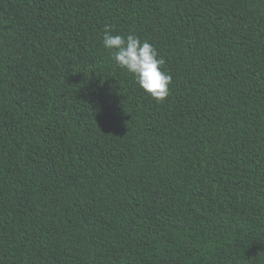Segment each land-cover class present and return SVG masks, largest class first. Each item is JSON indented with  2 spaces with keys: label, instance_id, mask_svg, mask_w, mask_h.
<instances>
[{
  "label": "trees",
  "instance_id": "16d2710c",
  "mask_svg": "<svg viewBox=\"0 0 264 264\" xmlns=\"http://www.w3.org/2000/svg\"><path fill=\"white\" fill-rule=\"evenodd\" d=\"M0 264H264V0H0Z\"/></svg>",
  "mask_w": 264,
  "mask_h": 264
},
{
  "label": "clouds",
  "instance_id": "9594fccd",
  "mask_svg": "<svg viewBox=\"0 0 264 264\" xmlns=\"http://www.w3.org/2000/svg\"><path fill=\"white\" fill-rule=\"evenodd\" d=\"M103 47L108 50L116 65L132 74L143 91L153 100L162 102L169 95L171 76L162 71L165 64L157 50L147 41L128 34L113 35L106 27Z\"/></svg>",
  "mask_w": 264,
  "mask_h": 264
}]
</instances>
